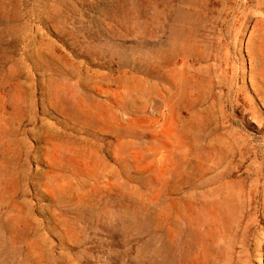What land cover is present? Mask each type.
Returning a JSON list of instances; mask_svg holds the SVG:
<instances>
[{
    "label": "rangeland",
    "instance_id": "1",
    "mask_svg": "<svg viewBox=\"0 0 264 264\" xmlns=\"http://www.w3.org/2000/svg\"><path fill=\"white\" fill-rule=\"evenodd\" d=\"M0 264H264V0H0Z\"/></svg>",
    "mask_w": 264,
    "mask_h": 264
}]
</instances>
